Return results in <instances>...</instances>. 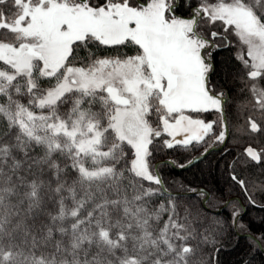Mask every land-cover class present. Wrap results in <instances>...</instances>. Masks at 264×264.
I'll list each match as a JSON object with an SVG mask.
<instances>
[{
  "label": "snow or ice",
  "instance_id": "6c2138e0",
  "mask_svg": "<svg viewBox=\"0 0 264 264\" xmlns=\"http://www.w3.org/2000/svg\"><path fill=\"white\" fill-rule=\"evenodd\" d=\"M229 47L237 161L261 165L264 0H0V264H219L225 223L191 203L209 191L161 174L193 160L156 156L232 134L212 81Z\"/></svg>",
  "mask_w": 264,
  "mask_h": 264
},
{
  "label": "trees",
  "instance_id": "16d2710c",
  "mask_svg": "<svg viewBox=\"0 0 264 264\" xmlns=\"http://www.w3.org/2000/svg\"><path fill=\"white\" fill-rule=\"evenodd\" d=\"M118 51L120 54H135L131 48L122 47ZM99 54L116 55L117 50L101 49ZM213 57L216 71L212 75V81L220 90H229L231 101H233L238 96L236 91L242 86L237 76L239 62L235 60V56L228 48L216 50ZM210 114H206L205 118H209ZM240 117L238 111L234 110L230 124L232 134L229 137V143L226 144L228 146L231 144L235 152H239L236 145L235 129L240 125ZM211 153L202 160L183 169L161 162H166L164 159L172 154L175 157L174 160L184 163L188 160V151L168 150L159 152L156 156V162L161 163V174L166 185H169L170 190L173 192L199 187L209 191L210 198L208 200L200 202L193 198L191 203L202 213L209 214L211 218H218L225 223L222 246L217 254L219 264H264V239L257 236L258 233H264V207L255 208L250 214L259 217L257 220L248 222L251 230L246 228L242 217L237 219L235 223L233 222V212L240 210L239 201L231 200L226 204L225 202L232 195L241 194V190L238 185L231 182L228 173L230 170L234 173L241 172L242 166L241 163L234 160L232 168L229 169L228 161L223 155L213 153L212 155ZM253 175L258 177L260 183L264 184V169L258 171L254 169ZM181 185L183 188H181ZM241 225L244 227H241ZM248 231L256 235L257 239L243 234Z\"/></svg>",
  "mask_w": 264,
  "mask_h": 264
},
{
  "label": "flooded vegetation",
  "instance_id": "af4514ba",
  "mask_svg": "<svg viewBox=\"0 0 264 264\" xmlns=\"http://www.w3.org/2000/svg\"><path fill=\"white\" fill-rule=\"evenodd\" d=\"M228 49L235 56V49L231 48V47H229ZM213 63H214V57H213ZM241 88H242V86L240 87L239 90L236 91V94L238 96L240 94L241 97L237 96L233 101H231L232 98H231L230 91L229 90H224V91H226L228 93V96H229V104L226 107V113H227V110H228V114L227 115H228L229 122H230L229 123V128H230V124L232 122L231 115H232L233 111L234 110L238 111L237 110V104L241 103V101L243 100L244 96L246 95L245 93H243L241 91ZM217 89L220 90V88H217ZM215 118H216L215 114H210L209 118H206V119L207 120H213ZM240 118H241V121H240V124H241V123H243V118H242V116ZM229 137H230V135H229ZM229 137L227 138L226 142L222 146L216 145L210 152H212L213 154L223 155L225 157V159H227V161H228L227 165H228L229 169H231L234 160H235V162L237 161L238 152L234 151V148L231 146V144L229 146L226 145L227 143H229ZM260 139L264 140V137H261ZM209 143H211V141H209ZM257 146L258 147H264V144H258ZM202 150L203 149L201 148V149H198L196 151L189 152L188 160H190V159L192 160L193 158L199 156L200 152ZM204 157H202L200 160H202ZM174 158L175 157L171 154L169 157L165 158L164 161L173 160ZM200 160H198V161H200ZM186 162H184V163H186ZM241 166H242L241 167L242 168L241 172L238 171L237 173L236 172L234 173L232 170H230L228 175H229V179L230 180H231V175L232 174H235V175H237V177L239 179L244 180L246 182V184H247V192H245V190H243L240 187L239 184H237L236 182L231 180V182H233L234 184H236V185H238L240 187L241 194L232 195L231 197H229V199L226 200L225 204L228 203L231 200L239 201L240 210L239 211L236 210L238 212V214H239L237 219L242 217L243 221L245 222L246 228L251 230V228L248 226V222L251 221V220H257L259 217L258 216L254 217V216H251L250 214L252 213L253 210H255V208L258 209V208L264 207V184L259 182L258 177H254L253 170L256 169L258 171V170L264 169V164L257 165L255 163H249L247 165L241 164ZM249 196L251 197V200L255 201V203L251 202V200L249 199ZM243 234L248 236V237L254 238V239L256 238L255 237L256 235H254L251 231L244 232ZM257 236L258 237L264 236V233H258Z\"/></svg>",
  "mask_w": 264,
  "mask_h": 264
},
{
  "label": "water",
  "instance_id": "95a60500",
  "mask_svg": "<svg viewBox=\"0 0 264 264\" xmlns=\"http://www.w3.org/2000/svg\"><path fill=\"white\" fill-rule=\"evenodd\" d=\"M222 145H223V144H222ZM222 145H220V146H222ZM213 148H214V147H213ZM213 148H212V149H213ZM212 149H211V150H212ZM211 150H210V151H211ZM210 151H209V152H210ZM203 157H204V156H203ZM201 158H202V157H201L200 155L197 156V157H195V158H193V159H192V160H193V163H195L196 161L200 160ZM193 163H192V164H193ZM190 165H191V164H190ZM188 166H189V165H188ZM199 188H202V187H199ZM203 189H204V188H203Z\"/></svg>",
  "mask_w": 264,
  "mask_h": 264
}]
</instances>
